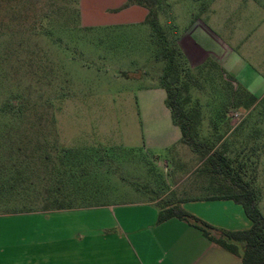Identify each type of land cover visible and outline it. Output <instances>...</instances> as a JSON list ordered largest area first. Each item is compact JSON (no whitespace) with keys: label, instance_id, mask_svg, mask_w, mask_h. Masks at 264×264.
Wrapping results in <instances>:
<instances>
[{"label":"rangeland","instance_id":"1","mask_svg":"<svg viewBox=\"0 0 264 264\" xmlns=\"http://www.w3.org/2000/svg\"><path fill=\"white\" fill-rule=\"evenodd\" d=\"M88 8L84 0H0V214L23 207L41 211L45 203L37 196L58 187L75 207L117 209L151 202L175 187L176 196L189 198L183 190L207 179V162L188 146L144 147L139 90L160 86L166 68L157 60L150 26L86 29ZM156 11L169 43L190 33L226 60L225 69L209 66L186 77L190 107L201 110L197 141L221 143L224 137L208 138V124L232 120L239 138H225L219 149L244 163L246 181L264 188V151L252 137L259 136L241 135L253 125L264 136V0H157ZM203 24L211 40L193 33ZM248 82L259 98L253 113L233 108L241 101L233 93L239 89L243 96L240 87ZM163 201L165 207L169 196ZM201 210L222 226H228V214H236L224 206ZM260 210L264 216V190Z\"/></svg>","mask_w":264,"mask_h":264},{"label":"crops","instance_id":"2","mask_svg":"<svg viewBox=\"0 0 264 264\" xmlns=\"http://www.w3.org/2000/svg\"><path fill=\"white\" fill-rule=\"evenodd\" d=\"M84 1L89 5L82 18L86 29L114 31L148 25V9L140 5L127 6L128 0ZM202 26H194L193 33H200L202 40H211V31L204 24ZM179 44L192 67L215 59L224 68L223 61L226 60L223 56L205 50L190 33L182 34ZM235 80L241 84L239 79ZM248 83L243 87L256 95L253 84ZM139 98L142 101L139 111L144 127V147L153 151H177L184 145L182 133L172 121L166 105V91L158 85L143 86ZM171 175L175 176L176 171ZM207 187L206 183L199 182L183 193H198ZM175 190L176 187L167 193L166 207H181L211 227L213 237L222 232L251 228V222L237 203L182 198L176 196ZM173 194L176 197H172ZM167 195L156 196L139 206L123 205L117 209L82 205L0 214V264H242V243L237 244V252H232L213 243L192 221L176 217L161 221L166 210L162 201ZM216 206H224L236 213L228 214V226L217 224L202 213L201 208L214 209ZM138 209L147 213H129V210Z\"/></svg>","mask_w":264,"mask_h":264},{"label":"trees","instance_id":"3","mask_svg":"<svg viewBox=\"0 0 264 264\" xmlns=\"http://www.w3.org/2000/svg\"><path fill=\"white\" fill-rule=\"evenodd\" d=\"M130 5H140L149 11L146 23L150 26L152 39L157 43L156 46L159 48L157 60L161 59L166 63L165 73L161 79L160 87L166 91V105L171 112L172 121L181 130L182 143L188 146L194 154L201 155L203 161L207 162L204 173L208 176L207 179L205 178L204 180L208 187L205 191L189 193V198L208 201H233L242 206L246 217L251 222V228L245 231L222 232L218 237H213L210 233L212 230L211 227L190 216L179 206L166 207L168 202H165L166 210L162 214L160 220L164 221L176 217L181 220L192 221L213 243L229 249L232 252H237V244L242 243L244 245L242 264H264V216L260 210L264 188L257 185L256 181H246L243 176L245 174L242 167L244 163L234 161L235 158L230 156L231 152H226L224 147L223 149H219L225 138L234 140L239 138L237 136L240 128L239 125H234L233 121L229 119H224V121H211V123L208 124V138H217L220 136L219 142L221 138L224 137L222 142L217 144L213 143L209 147L207 143L209 139H205L203 144L197 141L200 133L199 130L197 131L196 127L200 119L195 121V118L196 115L201 114V110L199 107H190V104H192L191 100L193 99L191 97L192 88L186 77L190 78L193 72H203L209 66H216L221 69L222 67L215 59H208L205 63L197 67H192L190 65L186 54L180 47V37L176 38L175 42L169 43L165 31L161 28L158 21V12L156 11L157 0H128L127 6ZM125 76H127V74H125ZM238 90L239 89L233 93V97L237 99L239 96L238 99L241 101L236 102L233 108H245L253 113L258 106L257 102L259 98L242 86L240 90L243 96L237 92ZM184 91H186L187 97H184ZM223 112H226V110ZM249 117L251 118L252 115ZM259 120L260 119H258V121ZM255 121L251 123L258 125ZM251 133H255L259 136V139L254 136L252 137L256 142V146L258 148L260 147V149L262 148L261 151L263 152L264 136L261 129L250 125L247 131L241 135H251ZM241 146H243L242 143ZM39 150H41V147H39ZM54 150L57 151L56 149ZM204 150L206 151L204 152ZM44 152L46 155L47 149H45ZM50 156L51 153L48 151L44 162L49 163ZM236 163L239 165L237 168ZM20 172L21 175L22 171ZM23 175L25 177L24 172L21 176ZM21 176L19 177L20 183L22 182ZM23 184L25 185V182ZM12 188H16L15 184ZM23 190L27 191L29 189L25 190L24 186ZM64 194H66L64 192V187H58L55 191H45L41 195H38L37 198H41L45 203L43 205V210L74 207L71 201H67V197H65ZM21 211H29V209L28 207H23Z\"/></svg>","mask_w":264,"mask_h":264}]
</instances>
